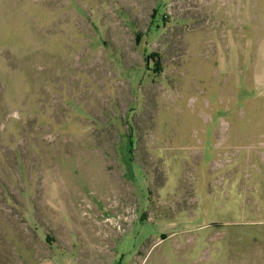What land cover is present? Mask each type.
<instances>
[{
    "label": "rangeland",
    "instance_id": "1",
    "mask_svg": "<svg viewBox=\"0 0 264 264\" xmlns=\"http://www.w3.org/2000/svg\"><path fill=\"white\" fill-rule=\"evenodd\" d=\"M258 5L0 0V264H264Z\"/></svg>",
    "mask_w": 264,
    "mask_h": 264
},
{
    "label": "crops",
    "instance_id": "2",
    "mask_svg": "<svg viewBox=\"0 0 264 264\" xmlns=\"http://www.w3.org/2000/svg\"><path fill=\"white\" fill-rule=\"evenodd\" d=\"M249 6H251L249 3L245 5V7H247V13H249ZM259 7L262 6L258 5L255 14L256 18L261 20V22H257L254 27L251 28L256 32L257 35L254 43H252L250 49L247 51L248 55H246V57H248V63L246 65V81H249L251 87L254 88V93L257 95V98L261 96L264 97V21H262V18L264 17V10L260 9ZM242 25H245L247 28L248 22L245 21ZM242 72L243 71L241 70V80H243L245 77L244 73ZM38 264H52V262L47 263L43 261ZM56 264H58V262H56Z\"/></svg>",
    "mask_w": 264,
    "mask_h": 264
}]
</instances>
